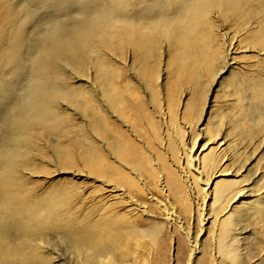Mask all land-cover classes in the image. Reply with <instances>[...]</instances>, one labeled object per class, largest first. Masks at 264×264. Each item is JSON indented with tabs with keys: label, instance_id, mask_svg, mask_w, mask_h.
I'll return each instance as SVG.
<instances>
[{
	"label": "bare ground",
	"instance_id": "obj_1",
	"mask_svg": "<svg viewBox=\"0 0 264 264\" xmlns=\"http://www.w3.org/2000/svg\"><path fill=\"white\" fill-rule=\"evenodd\" d=\"M249 2L264 15V0H72V15L50 17L43 29L32 31L34 35L31 33L32 37L27 39L26 27L35 19V7L30 0H0V264H136L128 256V243L131 241L135 249L145 248L144 238L149 232L139 231L131 224L132 214L142 207L133 193L141 196L143 190L138 181L144 186L146 183L127 165L131 157L125 147L129 145L113 124L111 128L107 124L108 110L124 120L128 108L125 93L115 83L116 70L108 55L120 60L122 53L130 51L136 71L148 77L158 68L157 63L150 64L149 57L157 56L164 40L169 54L166 64L172 74L183 79L199 65L209 69V60L214 58L207 46L212 41L209 14L217 11L225 15L227 10L228 15L250 19L253 13L248 11ZM241 42L264 48V17ZM229 47L234 48V43ZM224 52L228 57V49ZM23 73H27L26 80L20 83ZM71 77H84L87 86L69 85ZM13 87L21 89L14 93ZM254 99L264 106V78L255 84ZM60 103L78 112L84 119V128L135 175L115 177L116 169L93 143L79 145L77 136L71 144L58 140L70 134ZM257 121L254 131L264 129V117ZM225 134H221L218 146L236 152L233 139ZM206 147V143L197 147L194 141L185 159L204 184L202 201L192 192L194 200L202 202L203 215L212 185L210 179H201L200 153ZM50 157L56 158L62 168L79 163L107 187L108 200L115 195L125 197L124 213L104 204L103 198L97 200V208L89 210L78 207L69 195L62 194L63 190L57 194L48 190L37 193L30 177L46 172L44 166L37 164V158L48 161ZM220 174L224 173L219 172L214 178ZM183 176L190 188L187 171H183ZM163 180L159 187L166 192ZM169 186L172 188L173 182ZM174 190L175 187L171 191ZM151 200L164 209L166 204L161 200ZM172 217L176 214L171 207L164 220L171 221ZM207 219L209 216L204 218ZM48 232L65 240L68 258L65 253L56 254L48 248ZM225 237L217 245L227 253Z\"/></svg>",
	"mask_w": 264,
	"mask_h": 264
},
{
	"label": "rangeland",
	"instance_id": "obj_2",
	"mask_svg": "<svg viewBox=\"0 0 264 264\" xmlns=\"http://www.w3.org/2000/svg\"><path fill=\"white\" fill-rule=\"evenodd\" d=\"M30 5L37 13L26 27L27 39L32 37L31 33L34 35L33 32L43 29L45 20L48 22L50 17L66 18L74 13L72 0H30ZM248 6V11L253 13L250 19L228 15L227 10L223 12L225 15L217 11L209 14L212 20L209 37L212 41L207 42V46L214 58L209 60V69L199 65L183 79L172 74L166 64L169 54L164 40L157 56L149 57L150 64L157 63L158 66L157 72L147 74L150 77L139 75L137 66L131 61L130 51L122 53L120 60L108 55L116 70L115 83L125 93L124 101L128 108L125 109L124 120L108 110L107 124L110 128L113 124L129 145L125 147L131 157L127 165L146 183L144 186L138 181L143 190L141 196L132 192L142 207L132 214L131 224L139 231L149 232L144 238L145 248L135 249L131 241L128 243L131 250L128 256L136 264H257V261L264 264V129L254 131L253 128L255 122L264 117V106L254 99L255 84L264 78V48L241 42L264 15L252 2ZM230 43L235 47L230 48ZM226 48L228 57L224 52ZM26 75L23 73L20 83L26 80ZM68 81L69 85L87 86L84 77H71ZM16 89L18 91L21 87H13L14 93ZM59 107L60 112L66 115V129L70 134L58 140L71 144L77 136L81 141L79 145L86 147L93 143L94 148L116 169L115 177L135 175L118 163L105 150V144L84 128V119L78 112L63 103ZM215 123L218 124L215 126ZM221 134L233 139L232 147L236 152L218 146L219 139L223 137ZM194 141H197V147L207 144L200 153L201 179L212 181L211 197L204 215L200 208L202 202L194 200V195H197L202 201L204 184L185 160L187 149ZM37 161L46 168L45 173H35L30 177L29 182L37 193L43 194L48 190L57 194L63 190L62 194L69 195L78 207L89 210L97 208V200L103 198L104 204L124 213L126 198L115 195L108 200L107 187L79 163L72 160L74 164L62 168L53 157L48 161L37 158ZM169 169L172 174L167 175ZM183 171L189 174L191 190ZM219 172L224 174L214 178ZM235 172L240 175L233 176ZM165 175L167 177L164 178ZM162 179L169 196L167 191L160 190L159 181ZM174 187L175 190L171 191ZM241 193L245 194L244 198L234 203ZM153 197L166 204L164 209L151 200ZM171 207L176 217L165 221ZM208 216L209 219L204 220ZM224 235L227 253L220 251L217 245ZM62 239L57 233L48 232V248L56 254L65 253L68 258L67 243Z\"/></svg>",
	"mask_w": 264,
	"mask_h": 264
},
{
	"label": "snow or ice",
	"instance_id": "obj_3",
	"mask_svg": "<svg viewBox=\"0 0 264 264\" xmlns=\"http://www.w3.org/2000/svg\"><path fill=\"white\" fill-rule=\"evenodd\" d=\"M244 195H245L244 193H241V195L237 197V200L234 201V203H238L241 199L244 198ZM257 264H259V261H257Z\"/></svg>",
	"mask_w": 264,
	"mask_h": 264
}]
</instances>
